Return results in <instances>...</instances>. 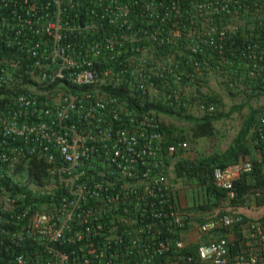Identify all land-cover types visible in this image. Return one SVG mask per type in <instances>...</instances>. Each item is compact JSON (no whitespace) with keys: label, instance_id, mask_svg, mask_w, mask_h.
<instances>
[{"label":"built area","instance_id":"2783aa9c","mask_svg":"<svg viewBox=\"0 0 264 264\" xmlns=\"http://www.w3.org/2000/svg\"><path fill=\"white\" fill-rule=\"evenodd\" d=\"M239 33L247 73L232 78L218 65ZM0 43V261L28 242L5 264H264V204L231 211L253 158L213 171L229 212L195 209L170 179L190 141L167 142L156 109L128 102L200 115L217 109L212 76L250 90L264 0H0ZM256 130L264 141V111ZM33 157L43 183L21 175Z\"/></svg>","mask_w":264,"mask_h":264},{"label":"trees","instance_id":"16d2710c","mask_svg":"<svg viewBox=\"0 0 264 264\" xmlns=\"http://www.w3.org/2000/svg\"><path fill=\"white\" fill-rule=\"evenodd\" d=\"M249 41H251L250 37L245 39L240 33L231 37L225 50V53L230 57L229 63L218 65V68H222V70H219L222 74L226 76L229 74L232 78L245 75L247 68L244 66L240 67L239 65L241 56L238 57V50L243 43ZM0 50V55L9 53L8 49L2 48L1 43ZM232 50L234 51L233 54H231ZM217 57L214 54L210 59L215 68L218 64ZM212 69L217 73L216 69ZM258 75H260L258 79L248 78L254 84H252L250 90L245 88L243 93L233 91L228 82L224 80V87L230 96L241 97V102L233 104L226 111L224 110L225 104L219 99V96L214 90L215 95L212 99L217 103V109L211 113L206 112L200 115L188 114L183 110L169 108L168 105L141 99L137 93H134L133 97H128L130 106L136 107L137 110L154 108L159 115L172 116L190 124V130L188 132L183 128L179 129L176 126L162 123V132L167 142H172L180 138H189L188 140L190 141V139L202 136L213 138L217 133V122L229 119L235 112L243 114L245 108L248 110L243 117L242 124L225 150L215 151L210 154H195L189 148L185 155H178L171 162L176 178L182 179L189 184L185 187L190 188L191 198L188 194L185 193V195H187L186 199H191L189 206L195 209L202 210V212L212 211L213 214L229 212L227 210L228 205L225 204L226 190L217 187L213 183V171L216 167L224 168L231 163L237 162L240 158L247 156L253 158L254 168L248 176H243L235 181V189L238 191V196L231 202L233 206L231 211L239 209L241 211V208L242 210L252 208L254 203L258 206L264 204V161L257 159L258 157L256 158L259 152L264 154V141L261 139L258 130H256L257 119L264 111V106H253L249 102V100L264 97V60H262V69ZM244 81L247 82V80ZM121 94L125 95L124 93ZM27 165L29 166L27 173L21 172L22 176H27L30 180H34L37 183H43L48 180L49 165L44 159L33 157L27 161ZM6 182H8V178L0 180V187ZM256 192H260V195H254ZM33 247L35 245L33 246L28 242L19 245L10 244L4 249L0 262L5 264L15 253L26 251Z\"/></svg>","mask_w":264,"mask_h":264},{"label":"rangeland","instance_id":"374dc122","mask_svg":"<svg viewBox=\"0 0 264 264\" xmlns=\"http://www.w3.org/2000/svg\"><path fill=\"white\" fill-rule=\"evenodd\" d=\"M209 86L212 90H214L217 95L219 96V99L222 100V102L225 104L224 110H228L230 106L233 104H238L241 102V97H232L227 92L226 88L222 87L217 79H215L214 76L211 77ZM250 104L253 106H264V97H261L259 99H252L249 100ZM247 109L245 108L243 110V114H240L238 112L233 113V115L229 119H225L222 121H219L216 123L217 127V133L213 138L202 136L194 139H190V148L192 149V153L195 154H210L215 151H223L227 148L229 143L231 142L234 134L239 129L240 125L242 124V120L244 115L247 113ZM162 122L166 125L176 126L177 128H183L185 131L190 130V124L176 119L172 116H166L161 115ZM189 139V138H188ZM170 179L172 182L177 184V188L180 191V193L183 195L184 198H186V195L183 191V189H186L185 186H188L189 184L182 181V180H176L174 177V174H171ZM191 198V194L189 195ZM191 201V199H187ZM262 208V207H261ZM257 208L254 209H241L242 212L249 214V215H260L261 210L257 212V210L261 209Z\"/></svg>","mask_w":264,"mask_h":264},{"label":"crops","instance_id":"0c3cea01","mask_svg":"<svg viewBox=\"0 0 264 264\" xmlns=\"http://www.w3.org/2000/svg\"><path fill=\"white\" fill-rule=\"evenodd\" d=\"M183 191L186 192V194L190 195V188L183 189ZM188 202H190V201L188 200ZM257 211H260V210H257Z\"/></svg>","mask_w":264,"mask_h":264}]
</instances>
